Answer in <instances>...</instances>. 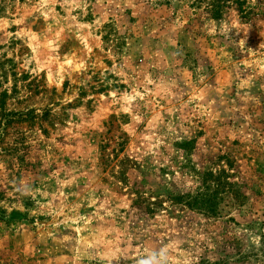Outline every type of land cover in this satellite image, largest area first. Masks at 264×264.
<instances>
[{"label":"rangeland","instance_id":"1","mask_svg":"<svg viewBox=\"0 0 264 264\" xmlns=\"http://www.w3.org/2000/svg\"><path fill=\"white\" fill-rule=\"evenodd\" d=\"M0 264H264V0H0Z\"/></svg>","mask_w":264,"mask_h":264},{"label":"trees","instance_id":"2","mask_svg":"<svg viewBox=\"0 0 264 264\" xmlns=\"http://www.w3.org/2000/svg\"><path fill=\"white\" fill-rule=\"evenodd\" d=\"M203 201V195H198L194 200V204H198L199 202Z\"/></svg>","mask_w":264,"mask_h":264}]
</instances>
